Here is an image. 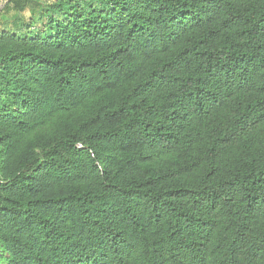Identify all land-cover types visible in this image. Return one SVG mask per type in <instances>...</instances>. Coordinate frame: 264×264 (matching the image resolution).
I'll use <instances>...</instances> for the list:
<instances>
[{"label": "trees", "instance_id": "16d2710c", "mask_svg": "<svg viewBox=\"0 0 264 264\" xmlns=\"http://www.w3.org/2000/svg\"><path fill=\"white\" fill-rule=\"evenodd\" d=\"M0 264H264V0H9Z\"/></svg>", "mask_w": 264, "mask_h": 264}, {"label": "rangeland", "instance_id": "374dc122", "mask_svg": "<svg viewBox=\"0 0 264 264\" xmlns=\"http://www.w3.org/2000/svg\"><path fill=\"white\" fill-rule=\"evenodd\" d=\"M42 6L47 7L54 0H40ZM9 2V1H8ZM6 0L0 2V29H5L18 34H28L39 29L46 23V18H41L43 8L33 7L31 3L22 11L17 12L11 5L6 7Z\"/></svg>", "mask_w": 264, "mask_h": 264}, {"label": "built area", "instance_id": "2783aa9c", "mask_svg": "<svg viewBox=\"0 0 264 264\" xmlns=\"http://www.w3.org/2000/svg\"><path fill=\"white\" fill-rule=\"evenodd\" d=\"M4 0H0V2H3Z\"/></svg>", "mask_w": 264, "mask_h": 264}, {"label": "water", "instance_id": "95a60500", "mask_svg": "<svg viewBox=\"0 0 264 264\" xmlns=\"http://www.w3.org/2000/svg\"><path fill=\"white\" fill-rule=\"evenodd\" d=\"M7 2L9 1V0H6Z\"/></svg>", "mask_w": 264, "mask_h": 264}]
</instances>
